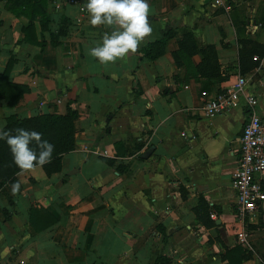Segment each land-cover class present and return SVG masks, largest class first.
<instances>
[{"label": "crops", "instance_id": "0c3cea01", "mask_svg": "<svg viewBox=\"0 0 264 264\" xmlns=\"http://www.w3.org/2000/svg\"><path fill=\"white\" fill-rule=\"evenodd\" d=\"M212 1L148 0L153 31L146 42L171 28L163 52L148 60L144 42L137 53L102 64L89 49L113 29L89 23L87 0H46L47 28L39 32L34 18L43 46L23 40L27 19L0 0V72L13 58L6 78L24 88L14 104L0 95V127L6 116L76 112L73 147L58 171L19 170L18 192L13 183L0 187V264H227L215 237L236 243L230 174L246 103L240 95L212 115L202 103L239 72L238 39L264 45V0ZM185 33L197 47L214 46L218 78L198 75L199 52L177 48ZM243 74V93L264 117V52ZM259 179L264 186V170ZM198 195L217 224L203 228L195 219ZM43 209L53 217L47 226ZM241 222L250 246L241 264H264V209Z\"/></svg>", "mask_w": 264, "mask_h": 264}, {"label": "trees", "instance_id": "16d2710c", "mask_svg": "<svg viewBox=\"0 0 264 264\" xmlns=\"http://www.w3.org/2000/svg\"><path fill=\"white\" fill-rule=\"evenodd\" d=\"M46 0H4V7L10 11L15 17L21 15L27 21L20 26V32L24 41L43 46L44 41L41 33L38 36L34 24V18H37L38 30L41 32L47 28L49 21L45 10ZM172 35L171 28L166 27L160 31L159 35L145 43L143 46V55L152 60L163 52L164 41ZM240 47L238 49V69L240 73H244L250 68L259 64V58L264 52V45L252 42L249 39H238ZM177 48L190 55L195 52L201 54V59L197 63L195 69L199 76L211 79L220 76L219 66L217 62L215 48L212 44H206L197 47L194 43L192 35L185 33L183 37L177 41ZM171 55L178 65L180 64L176 51H172ZM252 56H256L254 59ZM13 58H8L2 71L0 72V95L7 104H14L19 95L23 92V85L7 80L9 68L13 63ZM76 112L74 109L67 107L64 112H38L21 118H12L6 116L5 123L1 127L8 130H14L22 127L28 130H36L43 134V139L55 145L53 159L51 163L44 165L42 168L45 175L56 172L60 169V159L64 152L69 151L73 147V119ZM35 147V144L31 145ZM19 171L12 161L10 149L5 140H0V187L4 183L12 184L14 175ZM181 196L184 194L181 193ZM211 205L201 196L198 195L196 204L192 207V212L203 228L214 225V219L209 215ZM41 226H47L53 222V217L46 210H41ZM3 217L7 214L3 212ZM215 240L222 247L219 256L224 259L227 264H241V260L248 253L245 247L239 243L232 246H225L217 237Z\"/></svg>", "mask_w": 264, "mask_h": 264}, {"label": "clouds", "instance_id": "9594fccd", "mask_svg": "<svg viewBox=\"0 0 264 264\" xmlns=\"http://www.w3.org/2000/svg\"><path fill=\"white\" fill-rule=\"evenodd\" d=\"M85 8L93 27L106 25L113 29L104 33L100 44L89 49V54L102 64L115 63L137 53L152 34L148 0H87ZM0 140L6 141L12 161L21 173L43 167L53 159L55 145L36 130L0 127ZM33 143L35 147L31 146ZM19 189V182H13L12 192Z\"/></svg>", "mask_w": 264, "mask_h": 264}, {"label": "built area", "instance_id": "2783aa9c", "mask_svg": "<svg viewBox=\"0 0 264 264\" xmlns=\"http://www.w3.org/2000/svg\"><path fill=\"white\" fill-rule=\"evenodd\" d=\"M223 4L213 0L212 4ZM227 8L228 6H224ZM256 56H252L254 59ZM245 77L236 72L233 80L224 91L202 103L204 115H212L228 110L240 95L246 103L245 118L237 137L238 150L234 167L230 174V185L235 193V214L240 220L234 235L236 243L250 248L247 233L242 225V219L259 207L264 209V186L259 175L264 170V117L255 108V97L243 93ZM211 215V214H210Z\"/></svg>", "mask_w": 264, "mask_h": 264}, {"label": "water", "instance_id": "95a60500", "mask_svg": "<svg viewBox=\"0 0 264 264\" xmlns=\"http://www.w3.org/2000/svg\"><path fill=\"white\" fill-rule=\"evenodd\" d=\"M218 222H219V221H218V219H214V223H216V224H217Z\"/></svg>", "mask_w": 264, "mask_h": 264}, {"label": "rangeland", "instance_id": "374dc122", "mask_svg": "<svg viewBox=\"0 0 264 264\" xmlns=\"http://www.w3.org/2000/svg\"><path fill=\"white\" fill-rule=\"evenodd\" d=\"M261 207L258 208V210L260 209ZM246 217V216H245Z\"/></svg>", "mask_w": 264, "mask_h": 264}]
</instances>
